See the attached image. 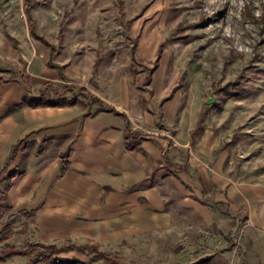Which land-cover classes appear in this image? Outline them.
Here are the masks:
<instances>
[{
  "label": "rangeland",
  "instance_id": "1",
  "mask_svg": "<svg viewBox=\"0 0 264 264\" xmlns=\"http://www.w3.org/2000/svg\"><path fill=\"white\" fill-rule=\"evenodd\" d=\"M23 3L0 0V189L10 191L25 172L22 158L37 173L63 145L64 173L68 127L110 126L123 132L127 150H140L142 142L163 146L159 162L150 159L146 169L162 175L163 209L176 218L146 236L95 245L112 261L93 248L61 259L262 264L252 239L264 234L248 226L250 203L235 188L264 186V0H29L27 17ZM222 154L229 169L219 168ZM206 172L230 175L225 197L193 194L190 176ZM238 174L244 180H235ZM8 193L0 202L9 208L0 232L18 215L0 255L6 245L23 250L36 243L29 237L34 216L12 210ZM198 210L223 217L226 236L213 234L216 225H206ZM3 262L29 259L11 255Z\"/></svg>",
  "mask_w": 264,
  "mask_h": 264
},
{
  "label": "crops",
  "instance_id": "2",
  "mask_svg": "<svg viewBox=\"0 0 264 264\" xmlns=\"http://www.w3.org/2000/svg\"><path fill=\"white\" fill-rule=\"evenodd\" d=\"M77 127H68L65 132L71 147L64 173H60L58 158L64 154L65 145L37 173L28 171V161L21 159L25 172L14 180L8 193L11 199L9 206L16 212H29L34 216L31 240L43 244L71 242L78 246L97 245L101 249L104 244L113 245L124 237L146 236L150 229H166L170 221L176 222V218H170L169 212L163 209V197L158 193L162 175L149 173L151 169H146L150 159L154 163L159 162L162 145L148 142V146L142 142L140 150H127L123 132H115L110 126ZM35 155L32 152L27 154L30 158ZM225 159L226 154H222L220 170L230 168ZM229 176L194 173L190 180L196 184L190 181L189 187L194 195L211 191L210 194L225 197L228 186L224 181ZM150 177H155L151 183ZM234 179L241 181L244 177L238 174ZM144 183L147 185L140 189L125 192ZM239 188L246 193H239L242 200L250 203L246 205L248 226L264 234V186L243 182L235 189ZM198 211L206 225H216L213 234L226 236L219 223L223 217L207 210ZM225 228L229 232V226ZM252 245H258L260 255L255 259L264 264V236L252 239Z\"/></svg>",
  "mask_w": 264,
  "mask_h": 264
},
{
  "label": "trees",
  "instance_id": "3",
  "mask_svg": "<svg viewBox=\"0 0 264 264\" xmlns=\"http://www.w3.org/2000/svg\"><path fill=\"white\" fill-rule=\"evenodd\" d=\"M29 9H30V3L29 0H24L23 3V11L24 14L27 15L29 14ZM30 30H32L30 26ZM44 40H42V43ZM64 169H66V166H64ZM9 191V186H6L2 189H0V202L5 200L7 198V193ZM9 212L8 207H4L0 205V221L3 220V218L7 215ZM19 215H31L29 212H19ZM17 216L18 214H12L10 215L7 219L8 222L4 223L2 226V232H0V243L5 240L6 234L10 231L12 228L13 222H11L12 218ZM91 248L94 249L96 252V246H83V247H77V246H63V247H56L54 245H45L42 243H29L28 248L23 249V250H16L13 246H4L3 253L0 255V261H4V259L8 256L14 255V256H27L29 259V264H83L82 261L78 259H70V260H64L61 259L60 256L68 254V253H79V254H86L88 253L87 250H90ZM97 253V257L105 260H110L108 256H105L104 254H99ZM96 258V259H99ZM94 259V261L96 260ZM115 260V259H114Z\"/></svg>",
  "mask_w": 264,
  "mask_h": 264
},
{
  "label": "built area",
  "instance_id": "4",
  "mask_svg": "<svg viewBox=\"0 0 264 264\" xmlns=\"http://www.w3.org/2000/svg\"><path fill=\"white\" fill-rule=\"evenodd\" d=\"M0 264H4V262L3 261H0Z\"/></svg>",
  "mask_w": 264,
  "mask_h": 264
}]
</instances>
